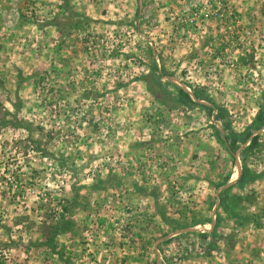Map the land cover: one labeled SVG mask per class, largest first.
<instances>
[{"label":"rangeland","instance_id":"rangeland-1","mask_svg":"<svg viewBox=\"0 0 264 264\" xmlns=\"http://www.w3.org/2000/svg\"><path fill=\"white\" fill-rule=\"evenodd\" d=\"M263 96L264 0H0V264H264Z\"/></svg>","mask_w":264,"mask_h":264},{"label":"trees","instance_id":"trees-1","mask_svg":"<svg viewBox=\"0 0 264 264\" xmlns=\"http://www.w3.org/2000/svg\"><path fill=\"white\" fill-rule=\"evenodd\" d=\"M73 25H75V24H73ZM187 95V94H186ZM262 99H263V103H264V96L262 97ZM209 105H211V107H210V109H208L207 108V112L208 111H211L212 112V110H213V105H212V102H209ZM6 124H9L10 125V122H5V121H0V125H6ZM221 142H223L224 143V145H225V147H226V149H227V151H228V153H230L231 155H232V157H233V155H234V152H235V146H234V144H231V146L228 144V142H227V140H225L224 138H222L221 139ZM251 142H252V144L253 143H255V139L253 138L252 140H251ZM243 151V150H242ZM165 237L166 236H162V237H160L159 239H165Z\"/></svg>","mask_w":264,"mask_h":264}]
</instances>
